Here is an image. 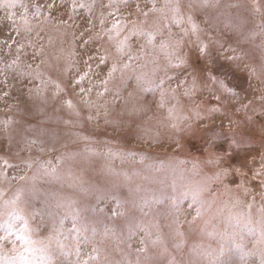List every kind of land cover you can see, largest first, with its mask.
Masks as SVG:
<instances>
[{
	"label": "rangeland",
	"instance_id": "1",
	"mask_svg": "<svg viewBox=\"0 0 264 264\" xmlns=\"http://www.w3.org/2000/svg\"><path fill=\"white\" fill-rule=\"evenodd\" d=\"M0 264H264V0H0Z\"/></svg>",
	"mask_w": 264,
	"mask_h": 264
}]
</instances>
